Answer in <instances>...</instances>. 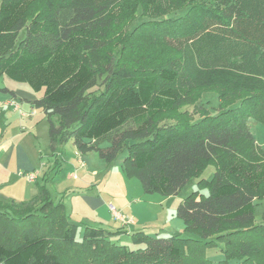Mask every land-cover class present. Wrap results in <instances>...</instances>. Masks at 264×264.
<instances>
[{"label":"trees","instance_id":"16d2710c","mask_svg":"<svg viewBox=\"0 0 264 264\" xmlns=\"http://www.w3.org/2000/svg\"><path fill=\"white\" fill-rule=\"evenodd\" d=\"M2 76L44 91L29 102L50 124L51 173L73 140L108 163L125 153L147 193L178 195L194 178L199 189L177 209L195 237L136 231L137 249L113 239L122 229L79 238L47 183L26 201L0 193V264H214L212 249L217 264H264V147L249 126L264 125V0H0ZM205 92L220 98L214 114Z\"/></svg>","mask_w":264,"mask_h":264},{"label":"rangeland","instance_id":"374dc122","mask_svg":"<svg viewBox=\"0 0 264 264\" xmlns=\"http://www.w3.org/2000/svg\"><path fill=\"white\" fill-rule=\"evenodd\" d=\"M183 13L184 11H180L173 16ZM141 20L142 18H138L130 28L136 26ZM104 79V76L100 78L98 85L91 91L99 93L104 87ZM3 88L22 93L28 92L37 98H41L44 94L43 90L36 92L29 84L14 81L7 76L0 77V90ZM3 95L0 91V97ZM200 96L198 104L208 108L211 113H216L220 105L218 94L205 92ZM22 108L25 112H29L28 103H25ZM189 110H192V107ZM195 118L198 119V115ZM57 119V116L53 117L54 121ZM249 126L257 143L264 147V125L250 118ZM10 132L14 136L17 135L16 133H23L16 138L23 139L21 145L26 149L30 162L38 167V178L34 183H31L19 174L17 168H19L20 162L17 157L14 158L12 188L15 186L17 189L29 190L37 186L38 182L40 184L47 183L54 202L62 203L68 221L78 226L79 238L82 237L87 227L103 228L111 232L122 229L126 232L113 239L118 244L137 249L143 245L133 241L131 234L136 231H143L154 237L196 236L185 230L184 222L178 217L177 209L190 193L199 189L198 178L192 179L178 195L164 196L157 192L147 193L137 177L126 176L122 166L125 153L112 163L99 157H95V160L93 157H88V160H85V166L79 162L78 149L73 140L58 147V152L63 156L59 155L60 167L51 173L57 164V156L51 149L50 124L43 110L38 109V114L33 118L20 119V115L17 113L10 125ZM48 174H50L51 181L46 182L45 177ZM213 175L214 166L210 165L202 177L211 180ZM202 192L207 194L208 190L205 189ZM91 198L93 200H90ZM100 201H103L102 205H100ZM256 202L258 204L257 223L264 224V199L256 200ZM111 204L116 207L120 213L119 216L123 219H118L109 209L108 205ZM207 255L214 261V264L224 257L219 249L208 250Z\"/></svg>","mask_w":264,"mask_h":264},{"label":"crops","instance_id":"0c3cea01","mask_svg":"<svg viewBox=\"0 0 264 264\" xmlns=\"http://www.w3.org/2000/svg\"><path fill=\"white\" fill-rule=\"evenodd\" d=\"M8 90L13 91L9 88ZM0 91L6 95L5 97L4 95L0 97V193L18 201L30 200L38 194V185L30 188L29 190H22L20 188L17 189L15 186L12 188L14 174L12 172V163L14 158L16 159L17 157V159H19L20 165L17 170H19V174H21V176L27 178L31 183H34V181H36L38 178V167L30 162L26 149L21 145L23 139L18 140L16 138L20 137L23 133H16L17 135L14 136L10 132V125H12L14 115H17V113L20 115V119L25 117L33 118L36 116L38 114V109L32 106L29 101H33L38 98L35 95L29 94L28 92L22 93L20 91H14L15 95H13L10 91ZM13 102H15L18 106L16 107L15 103ZM25 103L29 104V112H25L22 108ZM21 129H24V127H21ZM78 153L79 162L81 163L82 161L85 166V160H88V157H93L94 160L95 157H99L95 151L86 154H82L78 151ZM61 156H63V154ZM29 173H36V179L30 180L27 176ZM37 184H39V182ZM90 200L93 199L91 198ZM102 204L103 201H100V205ZM108 207L110 209L109 205Z\"/></svg>","mask_w":264,"mask_h":264},{"label":"built area","instance_id":"2783aa9c","mask_svg":"<svg viewBox=\"0 0 264 264\" xmlns=\"http://www.w3.org/2000/svg\"><path fill=\"white\" fill-rule=\"evenodd\" d=\"M15 103V102H13ZM16 107L18 106L16 103H15ZM82 165L84 164L82 161H81ZM28 178L30 180H35L36 179V173H29L27 174ZM110 209L114 212V215L118 218V219H123L122 217H120V213L117 211L116 207L114 205H110Z\"/></svg>","mask_w":264,"mask_h":264}]
</instances>
